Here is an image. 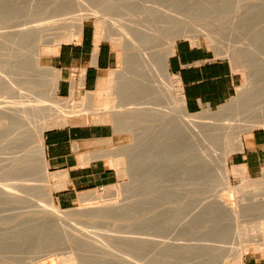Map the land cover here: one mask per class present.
<instances>
[{"label":"bare ground","instance_id":"bare-ground-1","mask_svg":"<svg viewBox=\"0 0 264 264\" xmlns=\"http://www.w3.org/2000/svg\"><path fill=\"white\" fill-rule=\"evenodd\" d=\"M7 1L1 0L0 6L3 9ZM70 1L78 2L77 0ZM37 2H39V0H29V6ZM163 2L159 3L162 4ZM169 2V4H166V7H161L162 5L159 4L146 7L145 12L147 14V19L144 23L134 21L131 18H128L127 22L118 23L117 31L119 37L113 38V41L114 45L119 47V49L117 47L118 52L120 50L122 59L126 63L125 73L120 81L110 80L111 77L109 78V75L107 76L105 73L101 76L102 79L101 77L99 78V83H102L101 81L105 82L101 85V90L97 91L96 94L94 93L98 95V99L100 100H98L99 102L98 104L96 103V106L90 105V103L84 101L75 102V96L71 94L70 98H66L64 104L58 105L54 102H52V105L50 104L53 109L58 107L57 113L47 114L44 112V116L38 117L33 130L35 146V153H33L35 156H38L37 160H39L36 168L34 167L33 169L30 167L31 153L27 154V151L23 153L24 149L21 151L18 146L16 148H18L23 155L17 150L19 156L14 154V156L6 159L4 167L7 168L9 172L14 170L12 174L9 173V175L18 176L22 184L19 189L20 193H16L6 184V180L9 181V179H7L6 176L4 178L0 176V203L12 205L13 203L22 204L23 202H28L29 204L26 203V207L22 206L25 204L23 203L21 208L22 211L34 214L32 217H29L30 219L27 218L28 221L33 222L34 225L33 229H29L26 228L25 221H15V223L10 225V228L6 227V230L2 233L5 235V232L8 230L9 235L11 233L10 237H15L17 235L18 239H27L30 234L37 233L38 238L47 242L49 241L47 239L51 238L50 236H53V239H55L54 235H57L59 232L64 242L71 241L74 243V246L71 244L73 247H69L70 244L68 243L69 245L67 247H69V252L63 258L57 260H41L30 264H51L56 261L58 264H95V261L90 258V255L102 258L99 259L100 261L98 260V262H101L100 264L107 260L110 261L114 257H118L120 261L128 262V256L132 253L138 249H149V247L162 249L169 253H171L172 250L181 251L177 252L181 254V258H185L184 256L187 257L192 251H194L192 253L195 256L199 251L200 253H198L196 257L200 259H196V263L198 264L201 260V262L206 261L208 264L209 260L211 261L218 255L217 252L220 247L215 245V242L220 239L223 241L224 238L228 236L237 241L234 263L232 261V264H242L243 254L247 252L249 247H254L255 250H261L264 246V221L246 225L242 220V216L247 212L253 211V209L254 211H258L264 208V167L262 176L257 178L249 177L246 174L245 166L242 164L233 165L232 171H229L227 167L231 154L242 149V133H249L254 127L263 124L264 109L258 108L251 110L250 113L254 115L249 117V119L246 118L247 120H245V117L244 120L243 118L239 119L240 112L237 113L239 118L234 115L231 116L232 118L228 119H232L231 121L225 119V121L223 119V121H220L221 118L218 121L215 119L216 117H212L207 113L201 114L199 116L200 118L197 117V119L201 120V123L202 119H208L206 120L207 122L212 118L215 119V121L213 120L206 124H198L196 121L197 119L195 121H191V119L176 121L174 119L176 117L174 116L175 106L177 108L179 107L178 109L182 115L185 114L183 97L178 80L175 76L169 74L167 68V59L172 52L175 40L179 37L190 36L195 38L196 41V39L198 40V35H201L204 31L206 33H203L209 37L210 41L215 43L214 47H217L216 51L218 50L226 54L229 53L230 55L235 46L230 43L221 45L220 43L223 42L220 38L218 39L216 38L217 36H213L218 33L213 34V30L210 31V29L207 31L208 29L205 28L204 23L199 21V19L202 20V18L213 11V6L212 8L210 6L211 9H208V13L203 12L206 8H201L202 12L193 11L194 13H192L188 5L187 7L190 9L191 14L183 15V11L186 12V9L182 12L178 11L180 9L178 8L179 1L174 0V3L177 2V7L174 6V8H178V10L171 9L170 7H173L174 4L172 5V1ZM109 4V0H100L92 8H85L78 2L75 5L76 12L74 13L73 11L74 15L70 18H58V14L55 13V9H53V11L51 10L43 19L26 20V22L22 24L14 25L11 30L0 31V42L7 41L13 44L15 52L18 54L17 58L19 61L17 72H13L11 76L5 73L4 75H0V86L2 85L0 99L2 95H7L6 98H2L0 103V121L3 120L1 121L2 123L0 122L2 125V127L0 125V128L2 131L4 130L3 133H0V138H3V141L1 139L2 143L5 141L8 147L12 146L11 148L18 145L17 143L22 140V138L18 140L22 135L20 132L16 131L21 126L19 122L22 120H30L29 115H31V112L40 115L38 101L33 94V90L36 86L31 81V75L26 74L27 76L18 78L21 75L20 73H23L20 71L25 68L24 62L28 61L35 72L45 74L47 93L49 96L54 97V95H56L58 72L54 68L42 66L40 64L41 56L54 55L57 53L61 44L76 39L80 33L83 19L89 15H93L97 18L94 30L95 44L104 39V37H109L111 32H108L104 25V19L106 20V17L103 19L105 15L103 11L110 6ZM192 7L194 10L195 6L192 5ZM66 8H64V10H67ZM181 8L183 9V6ZM238 8H242V6L239 7V5H237L235 12H237ZM3 9L0 11L1 15L8 12H4ZM196 9L200 8L196 7ZM83 10L85 11L81 12ZM235 12L234 15H237ZM12 13L13 11L7 13L3 18L10 17ZM187 13L189 12L187 11ZM240 14L242 13H239L238 16H240ZM34 16H36V12L30 7L27 17L33 18ZM195 17H197L196 21L194 19ZM234 18L236 19L238 17L234 16L233 19ZM44 20H46V22H42ZM236 21L238 22V20ZM231 23V26L235 24V22ZM239 23L241 22L239 21ZM234 29H236V25ZM165 35L168 39L167 45L163 47L162 50L153 48L158 40ZM147 43H152L153 45L145 47ZM149 48L150 50H147ZM234 53L236 52L234 51ZM10 54V52L7 53L8 56ZM6 60L7 58L0 59V65L6 64ZM160 70L161 72H159ZM111 73L112 72H109L108 74ZM158 84L165 86L164 90L167 94L171 89L175 90V95L172 97L170 96L169 100L166 101L161 97L163 92L161 91L162 89L159 90L160 87ZM19 89H23V92H20ZM246 93L248 92L244 94ZM137 95L140 96V98L149 97L151 101L150 107L147 103L146 107H135V102L131 103V107H127V104L135 100V96ZM169 95L170 94H168V96ZM170 103L172 106H169ZM50 105L48 106L47 104L48 107H50ZM222 110L221 113L219 112L220 114H223L222 112L226 109ZM85 113L92 114L93 119L99 122L106 121L111 123L115 132L119 130V132H123L124 130L129 132L139 129L137 133H134L133 137H135L136 134L137 137H139L138 143L136 144H138L141 150H135L134 146L133 149H125L127 151L124 150L122 153L127 157H125L127 162H129L125 163V165H127L126 167L130 166L129 171L131 169L133 170H131L132 175L130 176H132L131 179L134 180L130 181L133 184L129 183V186L132 185L134 188L130 187L129 189L127 186L125 190L133 191V193H131L132 195H127L120 200L114 198L104 200L97 193L78 194V201L91 203V213L89 216L92 217L106 218L109 215L112 216L114 213L124 212L127 209H129L130 212L132 207H138V210H140V208L143 209L145 216L142 214L144 218L142 216L141 223L144 229L150 230L151 233H143L144 235L142 236L134 234L122 236L120 238L122 249L119 248L117 250L118 252H113L110 249L111 244L109 242H96L94 240L95 238L93 239L92 236V238L89 237L88 232L77 225L71 224L68 219L69 217H67L68 220L65 219V214L70 212V210H60L53 202L49 189L46 190L47 188H45L46 192H44L45 190L43 188V190H40L41 187H38V191L40 192H37V194L41 196L40 193L43 191L42 196H48H46V198H48L46 199L47 202L45 201L46 205H41L38 203L40 202L39 200H35L38 196H35L37 194L33 192L37 187L34 186L33 189L30 186L32 185L30 182L33 177L34 179L38 177L36 174H39L41 178H46L47 166L45 163L43 132L54 128L57 125L56 122L60 120L62 124L69 116H80ZM243 116L242 114L241 117ZM57 118L60 119L57 120ZM131 133L133 134V132ZM137 137L134 139L136 140ZM16 140H18L17 143ZM146 141L147 143H151L152 146L151 144H147ZM21 142V147L24 148L25 144L23 143V145ZM2 143L0 142V144ZM219 145L222 148L221 152H219L220 156L217 154V150L220 147ZM138 146L136 145V149ZM143 146H149L148 148L146 147L147 151L145 148H142ZM135 151L140 153L137 152V154H135ZM122 160L118 161L119 164L116 160V164L120 167L121 163L122 167L120 169L123 168V170L126 171L127 168L123 166ZM180 169H185L186 172H184V175H180ZM166 172H170L171 177L168 175L163 178V175H167ZM7 173L8 172L4 175H8ZM123 173L125 174L126 172ZM130 173L131 172H129V174ZM232 178L237 179L238 185H231ZM37 180L38 178L36 181ZM136 185H144L145 187L142 188L141 186L140 188ZM249 188L254 191H249ZM254 188H256V191ZM30 190H32V192ZM128 193H130V191ZM7 208L9 209V207ZM1 209L4 210V206ZM1 211L0 213L3 212ZM5 214L7 215V213ZM6 215L4 216L5 219H7ZM66 215L68 216L69 214ZM2 216L0 220H2ZM200 223V227L204 230L206 236L202 234L204 237L200 235L199 238L194 239L192 243L177 241V238L172 239V237L166 235L169 231H174L179 234L184 228L190 225L194 227V224ZM207 226H209V228ZM42 227L44 229L45 227L52 229L49 230L47 228L48 234L44 236L46 232L42 231ZM204 228L208 230V233L212 230L216 231V236H218L219 240L217 238V241H215V238H211L214 240L213 242L215 244L205 243L207 241L203 243L208 235L205 233L207 231H205ZM210 228L214 229L209 230ZM211 233L212 232L209 234ZM214 233L215 232H213L212 235ZM6 235L9 237L8 234ZM5 236L4 238H6ZM0 237L2 239V236ZM3 239L1 241H3ZM4 242L5 240L3 243ZM0 243L2 244V242ZM128 245L129 247L132 246V249L131 247L129 249ZM6 250L9 249L7 248ZM38 250L39 249H34L32 251L33 255H37L39 253ZM143 252L145 253V251ZM168 252L167 255L169 254ZM199 255L200 257H198ZM201 258H204V261ZM201 262L199 264H201ZM224 262L221 263L225 264L226 262ZM133 264H151V262L141 260Z\"/></svg>","mask_w":264,"mask_h":264},{"label":"rangeland","instance_id":"rangeland-1","mask_svg":"<svg viewBox=\"0 0 264 264\" xmlns=\"http://www.w3.org/2000/svg\"><path fill=\"white\" fill-rule=\"evenodd\" d=\"M4 1V0H2ZM7 1V0H6ZM69 1V2H68ZM80 5H83L85 8H92L95 4H97L100 0H77ZM111 1V2H110ZM165 1V2H163ZM169 1H172V5L170 4V8L171 9H175L174 6L177 5V2L174 3V0H109V7H107L104 11L103 14L105 13L103 19L106 17V20L104 19V25L107 28L108 32H111V35L109 37H104V39H102L103 41H105L107 44L110 45L112 51H113V56H114V63L111 66V68H109L105 74L108 76L110 80L112 81H120L122 79V77L124 76L125 73V68H126V63L123 61L122 56H121V52L119 55L118 49L119 47L116 45H114V41L113 38H118L119 34L117 31V25L118 23L122 22H127L128 18H131L134 21L140 22V23H144V21L147 19V14H146V7L149 6H155L157 4L162 5L161 7H166V4L170 3ZM176 1V0H175ZM178 2V8H180L178 10V8H176L179 12H182L184 9H186V12L183 11V15L186 14H191L194 12H202L201 8H206L205 11L203 12H209L208 9L212 8L213 6V11H211L207 16H205L204 18H202V20L199 19V21H201L202 23H204L205 28L208 29L207 31H212L213 30V34L214 33H218L217 35H213V36H217L216 38H220V40L223 43H220L221 45H225L226 43H230L233 44L234 50L230 53H224V52H219L218 50L216 51L217 47L215 48L214 44L212 41H210L209 37H207L204 33L206 32H202L201 35H198V40L193 37L190 36H186V37H179L175 40V42L179 39H187L190 40L193 44H205L208 48H210L211 50L214 51L215 56L218 58H223L226 59L230 62L234 72L237 73L238 76V85L236 87L235 93L233 94V96L227 100L224 104H222L221 106H219L218 108L215 109H203L199 112L190 114L187 113L185 111V114L182 115V113L179 111V107L176 108L174 107V111L175 114L174 116H176L174 119L177 121H183V120H190L191 121H195L197 119V117H199L201 114L207 113L209 115H211L212 117H216L215 119H217L220 121L223 119L228 120L229 118H232L231 116H236L237 118L241 119L245 117V120H247L246 118L249 119V117H251L252 113H250L251 110L253 109H264V0H177ZM182 1V3H181ZM72 2L70 0H39V2L34 3V5L29 6V0H8L6 6L4 7V9L0 6V11L7 12L10 13L11 11H13L12 15L10 17H6L3 18L5 14H0V31H6V30H11L12 27L14 25L17 24H22L23 22H26V20H33V19H43L46 17V15L53 9H55V13H57L58 18H70L74 15V13L76 12V3L78 2ZM159 2H163L162 4H160ZM184 2V3H183ZM1 3V0H0ZM68 4V5H67ZM183 6V9L181 8ZM164 5V6H163ZM185 5V6H184ZM189 5L190 9L187 7ZM191 5V6H190ZM192 5H194L195 9L196 7L200 8V9H194ZM225 5V7H224ZM239 5V7L242 6V8H238L237 12H235L236 10V6ZM67 6V8H66ZM70 6V7H69ZM167 6V7H168ZM30 7L31 9L33 8V10L36 12V16H34L33 18L27 17L28 12L30 11ZM74 7V8H73ZM168 7V8H169ZM177 7V6H176ZM186 7V8H185ZM208 7V8H207ZM2 8V9H1ZM64 8H66L67 10H64ZM75 10H73V9ZM210 8V9H211ZM72 9V10H71ZM175 9V10H176ZM181 10V11H180ZM204 10V9H203ZM242 10V11H241ZM16 11V12H15ZM74 11V13H73ZM85 10L81 11L84 12ZM187 11L189 13H187ZM194 11V12H193ZM234 12L237 15H234ZM239 13L240 16H238ZM130 14V15H129ZM238 17V18H234L233 17ZM242 16V19H241ZM240 17V18H239ZM195 17V21H196ZM244 19V21H243ZM235 20V21H233ZM238 20V22L236 21ZM96 21L97 18L95 16H87L86 18L83 19V23H89L93 26L94 30H95V26H96ZM239 21L241 23H239ZM243 21V23H242ZM41 22V21H40ZM42 22H46V20L42 21ZM231 22H235V24L232 25ZM239 24V25H238ZM236 25V29L235 28ZM238 25V28H237ZM243 25V26H242ZM240 26V29H239ZM240 30V31H238ZM215 31V32H214ZM235 31V32H234ZM220 36V37H219ZM122 38V37H121ZM208 38V39H207ZM168 39L166 38V35L159 39L158 42L155 44V47L153 48H157L159 50H162L163 47H165L167 45ZM153 45L152 43H147V45L145 47L151 46ZM13 44H11L10 42L7 41H2L0 42V59H4L7 58L6 60V64L4 65H0V75H4L7 74L9 76L12 75L13 72H17V66L19 65V61H18V54H16L15 49L13 48ZM118 47V49H117ZM30 49V48H29ZM147 50H150L147 49ZM234 51L236 53H234ZM10 52L11 54L8 56L7 53ZM233 54H236L235 56H232ZM51 55H43L41 56V61L40 64L44 67H50L48 65V58ZM24 69L20 72L21 75L18 77H24L27 75H31V81L34 83V85L36 86L33 90V94L36 96V100L38 101V107H39V114L40 115H36L33 112H31L29 115V119L30 120H22L19 122V124L21 125L16 131L20 132V134L22 135V137H20L18 140H20L22 138L21 142L22 144H25V147H21L20 142H18V140H16V143L18 145L14 146L13 148L8 147V145H6V142L4 141L3 144V138H0V142L2 144H0V176L2 178H4L5 176L7 177L8 180H6V184L8 185L9 188H11L12 191L16 192V193H20V186H21V179L18 176H14V175H9L12 174V172L14 170H11L10 172L8 171L7 168L4 167V165L6 164V159L8 157L14 156V154L18 155L19 152L23 151L22 149H24V152L27 151V154L31 153V164L30 167L34 169V167L36 168L38 166L39 160H37L38 156H35V149H34V136H33V130H34V126L37 123V119L40 116H44V112L47 114L50 113H57V109L58 107H56V109L51 108L52 102L57 103L58 105L64 104V102L66 101V98H70L69 97H59L56 95H54V97L49 96L46 90V76L43 73H37L35 72L31 66L29 65V62H24ZM53 68V67H51ZM109 72H112L111 74H108ZM161 72V70L159 71ZM25 73V75H24ZM27 74V75H26ZM170 75H172L171 73H169ZM111 75V76H110ZM106 76V78H107ZM102 79V77H101ZM102 83L97 84L96 88L92 91L86 92L85 94H81L78 96L74 97V101L75 102H80V101H84L87 103H90V105H97L98 102L100 101L98 99V95H95L97 91L101 90L102 88V84L105 81H101ZM151 84V82H150ZM159 85V90H161L163 92V94H161L163 97V99H165L166 101L169 100L170 96H174L175 95V90L171 89L169 91L168 94H170L168 96L167 92L164 90L163 85ZM101 87V88H100ZM2 85L0 86V91L2 90ZM248 92L246 94H244L245 92ZM20 92H23V89H19ZM95 93V94H94ZM7 95H2L1 99H0V103L2 101V98H6ZM146 99V100H145ZM99 100V101H98ZM135 107H146V103L147 105H149L150 107V99L149 97H145V98H140V96H135V100L130 101L129 104H127V107H131V103H134ZM97 103V104H96ZM50 105V107L47 106ZM145 104V105H144ZM169 106H172V104L170 103ZM148 107V106H147ZM248 108V109H247ZM252 108V109H251ZM222 109H226L224 112H222L223 114H220L221 111H223ZM220 112V113H219ZM239 113V117L237 116ZM243 112V113H242ZM264 112V110H263ZM174 113V112H173ZM218 114V115H216ZM244 115L243 117H241V115ZM216 115V116H214ZM220 115V116H219ZM219 116V117H217ZM234 117V118H236ZM260 117V116H259ZM200 118V117H199ZM233 118V120H234ZM264 118V115H263ZM60 118H57V120ZM214 118H212L211 120H209L208 122L210 123L211 121H215ZM96 120V119H95ZM92 117V114L90 113H85L83 115L80 116H69L65 119V121L61 124V120L59 122H56L57 125L54 128H58V127H62V126H67V125H87V124H92V125H96L98 127H102L104 128L105 133L109 134V133H113L114 137L112 142L110 143V139L107 140H103V143H109V147L106 149H103L102 151V156L105 158V160H107L108 164L110 165V167L114 168L116 171V180L109 185L106 186H100V187H96V188H92V189H88L85 190L81 193H89V194H94L97 193L98 195L101 196L102 199L106 200V199H123V197L127 196V195H132L131 193H133V191L130 193H128L129 191H125L128 188L130 189V187L132 188L133 186H129V183L131 180L132 176V171H129L130 166L126 167L127 165H125V163L127 162V157L122 154L124 152L125 149H133L135 146V150H141L140 147L138 146L137 141L139 140V137H137V134L135 137L134 133L139 130V129H135L134 131H129L127 132L126 130H124L123 132H115L114 127L111 123L106 122V121H95ZM200 119H197V123L198 124H206L208 123L206 120L208 119H202V123ZM216 120V121H217ZM222 120V121H223ZM224 120V121H225ZM232 119L228 120L231 121ZM3 121V120H1ZM0 121V122H1ZM199 121V122H198ZM204 121V122H203ZM227 122V121H226ZM241 122V121H240ZM2 123V122H1ZM242 123V122H241ZM244 123V121H243ZM60 124V125H58ZM1 125V124H0ZM2 127V125H1ZM254 128H264V122L262 125L260 126H256ZM253 128V129H254ZM47 130H45L43 132V137L44 134ZM122 131V130H121ZM4 130L2 131V129L0 128V133H3ZM133 132V134L131 133ZM248 134V132H243L242 133V137L244 138L246 135ZM137 139L135 140L134 138ZM2 139V141H1ZM15 143V144H16ZM147 143V141H146ZM9 144V143H7ZM23 144V145H24ZM147 144H151V143H147ZM146 144V145H147ZM20 145V147H19ZM22 145V146H23ZM136 145L138 146L136 149ZM18 146V148L21 149V151L16 148ZM152 146V144H151ZM220 146V145H219ZM147 146H143L142 148L146 149ZM149 147V146H148ZM147 147V148H148ZM123 149V150H122ZM19 150V152L17 151ZM222 148L221 146L218 148L217 150V154L219 155V152H221ZM127 151V150H125ZM147 151V149H146ZM18 152V153H17ZM34 152V153H33ZM138 152V151H137ZM137 152L135 151V154H137ZM126 153V152H125ZM140 153V152H138ZM21 155L22 152L20 153ZM20 155V156H21ZM19 156V155H18ZM220 156V155H219ZM126 157V158H125ZM124 159L122 160L123 162V166H125L126 171L122 169H120L122 167V164L120 163V167L117 166L119 163L118 161H121L119 159ZM117 163L116 164V160ZM115 160V162H114ZM38 161V162H37ZM129 163V162H127ZM36 165V166H35ZM129 165V164H128ZM228 170L232 171L231 169L233 168V165L230 163V160L228 161ZM32 169V170H33ZM121 170V171H120ZM181 170V169H180ZM126 172L125 174L123 172ZM167 171V170H166ZM6 172H8V175H4L6 174ZM129 172H131L129 174ZM185 169L180 171V175H184ZM167 175H163L164 177H167L169 175V177H171V173L170 172H166ZM165 173V174H166ZM170 173V174H168ZM179 173V171H178ZM38 175V180L36 181V179H32V181L30 182L31 188L34 189V186H36L37 188H35V190H33V192L35 194H37L39 188L41 187L40 190H45V188H47L46 190L49 189L50 191V196L52 197L51 191H52V187L49 184V176H51L48 171L46 173V178L45 177H40L39 174ZM35 175V176H36ZM10 176V177H9ZM12 176V177H11ZM262 176V174L260 175ZM258 176V177H260ZM0 177V178H1ZM40 177V178H39ZM168 177V178H169ZM48 178V180H47ZM257 178V177H256ZM167 179V178H165ZM170 179V178H169ZM35 180V181H34ZM168 180V179H167ZM133 184V183H132ZM231 185H238V181L235 178L231 179ZM137 187H140L138 185H136ZM135 186V187H136ZM145 187L144 185L142 186V188ZM43 188V189H42ZM134 188V187H133ZM250 189V188H249ZM256 191V188H254ZM32 190H30L32 192ZM37 190V191H36ZM46 190L44 192H46ZM253 189H250L249 191H252ZM254 191V190H253ZM43 191H41V196L39 194L35 195L38 197H34L35 200H39L40 202H38L39 204H45L47 202L46 196H42ZM33 193V194H34ZM80 194V193H79ZM40 196V197H39ZM48 197V196H47ZM38 198V199H37ZM53 199V198H52ZM46 201V202H45ZM54 202V199H53ZM25 203V202H23ZM22 203V204H23ZM28 203V202H26ZM26 203L24 205L20 204V203H13L12 205H8L7 207H9V209L7 207H5L6 205H4L3 203H0V209L4 206V210H0L3 213H0V217L2 216V220L5 219L4 216L6 215L5 213H7L6 217L7 219L3 220L5 222H3L2 220H0V236H2V239L4 238V236L6 234L9 235V231L7 230L5 232V235L3 234L6 230V227L10 228V225H12L13 223H15V221H25L24 223L26 224V228L29 229H33V222H29L28 219H30L29 217H32L34 214H32L31 212H27V211H22L21 205L25 206ZM55 203V202H54ZM29 204V203H28ZM3 205V206H2ZM46 205V204H45ZM56 205V203H55ZM57 206V205H56ZM26 207V206H25ZM58 207V206H57ZM264 207V205H263ZM7 210H6V209ZM59 208V207H58ZM90 208H91V203H85V202H80L77 200V202L70 208H59L60 210H70V212L66 213L69 214L68 216L65 214V219H67V217H69V222L73 225H77L78 227L82 228L84 231L88 232L89 237H93V239L96 242L102 241V242H109L111 244L110 249L113 252H118L117 250L121 248V240L120 238L122 236L125 235H144L143 233H151L150 230H146L143 227L142 222V216H145V212L143 211L142 208H140V210H138V207H132L131 211L129 212V209L125 210L124 212H118V213H114L109 216L105 217H92L89 216L90 215ZM262 208V207H261ZM136 209V210H135ZM135 210V211H134ZM260 210V211H259ZM258 211L253 209V211H249L247 212L244 216H242V220L243 223L246 225H252V224H256L259 221H264V208L263 209H259ZM9 211V212H8ZM72 211V212H71ZM140 211V212H138ZM143 211V212H142ZM136 212V213H135ZM5 214V215H4ZM126 214V215H124ZM143 214V215H142ZM124 215V216H123ZM143 216V218H144ZM28 218V219H27ZM1 219V218H0ZM67 219V220H68ZM142 225V226H141ZM200 224H194V228L193 226H188L186 228H184L182 230L181 233H177L174 231H169L166 235L172 237V239H178L177 241H182V242H186V243H192L194 242L193 240L196 238H199V236L201 235L202 237L206 236L204 234V230L200 227ZM212 225V224H211ZM209 228V226H207ZM48 228V227H47ZM47 228L45 227V229L42 227V231L46 232L44 234V236H46V234H48ZM51 228V227H50ZM49 229V228H48ZM52 229V228H51ZM49 229V230H51ZM207 237L206 239L203 241V243L205 241V243H213L215 245H218L220 248L217 252L218 255H216L211 261L209 260L208 264H223L221 262H224L225 264H232V261L234 263V258H235V248L237 245V241L232 239L231 237H226L224 238L223 241H221V239L219 240L218 236H216V231L212 230L210 232H215L213 235L212 233L209 234L208 230H206V228H204ZM214 229V228H210L209 230ZM203 230V231H202ZM41 231V232H42ZM199 231V232H198ZM201 231V233H200ZM3 232V233H2ZM42 232V233H43ZM203 232V233H202ZM200 233V234H199ZM156 234V232H155ZM204 236H203V235ZM11 235V233H10ZM9 237L6 235L3 241L5 240V242L3 243V241H1V237H0V242H2V244L0 243V264H30V263H36L39 262L41 260H49V259H60L65 257V255L68 254L69 252V247H73L74 243L73 242H64L61 234L54 235L55 239H53V236H50L51 238H48L47 242H44V240H42L41 238H38V234L37 233H32L29 235V237L26 239H18L17 235L15 237ZM43 235V234H41ZM40 235V236H41ZM211 235V236H210ZM14 236V235H13ZM39 236V237H40ZM57 236V237H56ZM151 236V235H148ZM210 236V238L208 239V237ZM215 236V237H213ZM49 237V236H48ZM91 237V238H92ZM201 237V238H202ZM159 238V237H158ZM215 238V241H217L216 239L218 238L219 241L217 242H213L214 240L212 239ZM181 239V240H180ZM63 240V241H62ZM210 240V241H209ZM52 241V242H51ZM201 241V243H202ZM221 241V243H220ZM51 242V243H50ZM219 242V243H218ZM70 245H69V244ZM73 246H72V245ZM2 245V246H1ZM9 247H8V246ZM69 245V247H67ZM76 245V244H75ZM221 245V246H220ZM9 250H6L7 248ZM11 247V248H10ZM77 247V246H75ZM129 247V245H128ZM132 249V246H130ZM129 247V249H130ZM11 249V250H10ZM34 249H39V253L37 255H33L32 251ZM146 249V248H145ZM249 250H255L254 247H249L247 251ZM9 251V252H6ZM145 251V253L143 252ZM168 251L165 250H160L158 248H147L146 250H140L138 249L137 251H135L134 253H132L130 256H128L129 261L128 262H123L120 261V259H118V257H114L113 259H111L110 261H105L103 262L102 260V264H133L134 262L137 261H141V260H145V262H151V264H197V260H199L200 258H197L196 256L198 255V253H200L198 251V253H196V255L194 256V254L192 252L189 255L184 256L185 258H181V254H178L177 252H181V251H171V253H169L167 255ZM175 252V253H174ZM177 253V254H176ZM184 254V253H182ZM115 255V254H114ZM116 256V255H115ZM183 257V255H182ZM200 257V255L198 256ZM202 257V256H201ZM90 258L92 260L95 261V264H100L101 262H98L99 257H95V256H91ZM197 259V260H196ZM204 261V258H201ZM104 260V258H103ZM59 261V260H58ZM97 261V262H96ZM100 261V260H99ZM199 262V261H198ZM201 262V260H200ZM199 262V263H200ZM206 262V261H204ZM201 262V264H207ZM198 263V264H199ZM51 264H58L57 261L56 262H52Z\"/></svg>","mask_w":264,"mask_h":264},{"label":"crops","instance_id":"crops-1","mask_svg":"<svg viewBox=\"0 0 264 264\" xmlns=\"http://www.w3.org/2000/svg\"><path fill=\"white\" fill-rule=\"evenodd\" d=\"M48 65L58 72L56 94L78 96L96 88L99 78L114 63L109 44L94 42V28L83 23L80 33L71 42L59 46L49 56ZM169 73L178 80L184 108L193 114L215 109L229 100L238 85V76L230 62L215 56L205 44L179 39L167 59ZM96 125H67L45 132L43 145L45 163L52 187V198L59 208H70L78 194L92 188L112 184L116 171L102 156L103 149L113 140ZM232 165H244L246 174L256 178L264 167V128L252 129L242 141V149L230 156ZM242 264H264V246L243 254Z\"/></svg>","mask_w":264,"mask_h":264}]
</instances>
